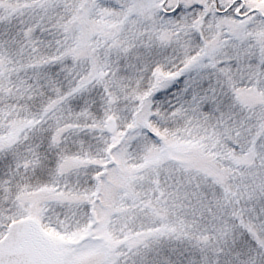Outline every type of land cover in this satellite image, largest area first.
<instances>
[{
	"label": "snow or ice",
	"instance_id": "1",
	"mask_svg": "<svg viewBox=\"0 0 264 264\" xmlns=\"http://www.w3.org/2000/svg\"><path fill=\"white\" fill-rule=\"evenodd\" d=\"M0 264H264V0H0Z\"/></svg>",
	"mask_w": 264,
	"mask_h": 264
}]
</instances>
